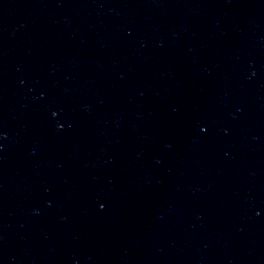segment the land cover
Instances as JSON below:
<instances>
[{"label":"water","instance_id":"water-1","mask_svg":"<svg viewBox=\"0 0 264 264\" xmlns=\"http://www.w3.org/2000/svg\"><path fill=\"white\" fill-rule=\"evenodd\" d=\"M0 264H264V0L100 31L0 0Z\"/></svg>","mask_w":264,"mask_h":264}]
</instances>
